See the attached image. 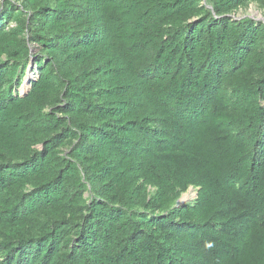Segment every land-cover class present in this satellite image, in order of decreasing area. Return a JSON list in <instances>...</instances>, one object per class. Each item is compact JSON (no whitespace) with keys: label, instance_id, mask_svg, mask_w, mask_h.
<instances>
[{"label":"trees","instance_id":"1","mask_svg":"<svg viewBox=\"0 0 264 264\" xmlns=\"http://www.w3.org/2000/svg\"><path fill=\"white\" fill-rule=\"evenodd\" d=\"M248 1H4L0 264H264Z\"/></svg>","mask_w":264,"mask_h":264},{"label":"rangeland","instance_id":"2","mask_svg":"<svg viewBox=\"0 0 264 264\" xmlns=\"http://www.w3.org/2000/svg\"><path fill=\"white\" fill-rule=\"evenodd\" d=\"M5 0H0V9L4 6ZM11 1L17 8L21 4V0H8ZM231 16L235 18L241 17H250L255 20L264 21V0H250L245 5L238 7L236 10L230 13ZM36 77V71H33L31 67L26 71V75L24 76L23 83L18 87V91L20 94H24L26 92V87H28L27 79L28 77ZM186 194L187 198L182 200L183 195ZM86 196V194H85ZM196 197V189L193 187H189L185 192L181 193L179 198L176 200L177 205H181L187 202H192Z\"/></svg>","mask_w":264,"mask_h":264},{"label":"bare ground","instance_id":"3","mask_svg":"<svg viewBox=\"0 0 264 264\" xmlns=\"http://www.w3.org/2000/svg\"><path fill=\"white\" fill-rule=\"evenodd\" d=\"M187 198V195L184 194L183 197H182V200H185Z\"/></svg>","mask_w":264,"mask_h":264}]
</instances>
